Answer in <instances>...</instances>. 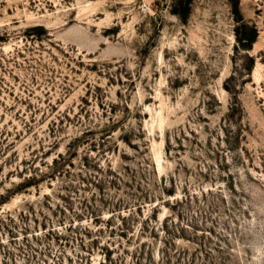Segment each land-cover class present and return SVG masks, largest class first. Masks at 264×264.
I'll use <instances>...</instances> for the list:
<instances>
[{"label":"rangeland","instance_id":"rangeland-1","mask_svg":"<svg viewBox=\"0 0 264 264\" xmlns=\"http://www.w3.org/2000/svg\"><path fill=\"white\" fill-rule=\"evenodd\" d=\"M0 264H264V0H0Z\"/></svg>","mask_w":264,"mask_h":264}]
</instances>
